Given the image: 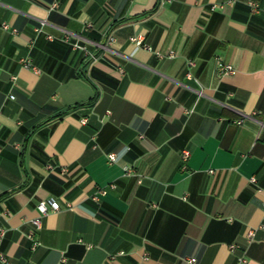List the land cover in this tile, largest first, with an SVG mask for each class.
Returning a JSON list of instances; mask_svg holds the SVG:
<instances>
[{
    "label": "crops",
    "instance_id": "0c3cea01",
    "mask_svg": "<svg viewBox=\"0 0 264 264\" xmlns=\"http://www.w3.org/2000/svg\"><path fill=\"white\" fill-rule=\"evenodd\" d=\"M53 1L0 0L8 264H264V0Z\"/></svg>",
    "mask_w": 264,
    "mask_h": 264
},
{
    "label": "built area",
    "instance_id": "2783aa9c",
    "mask_svg": "<svg viewBox=\"0 0 264 264\" xmlns=\"http://www.w3.org/2000/svg\"><path fill=\"white\" fill-rule=\"evenodd\" d=\"M168 1L171 2V1H174V0H168ZM234 1L235 0H230L229 1V4H233ZM58 6H59L58 0H54L52 2V4L50 5V9L51 10H55V9L58 8ZM250 7H251V11L253 13H257V12H260V11H264V7H260L259 5L255 4V3H250ZM2 28L4 30H9V25L6 24V23H3L2 24ZM12 32L13 33H16L17 31L16 30H13ZM69 39H70V37L67 36L66 37V40H69ZM130 41L133 44L137 45V46H143V47L148 48L147 46H145L143 44L142 39L140 37H138V36L131 37L130 38ZM113 43H114V38L110 37L109 38V41H108L109 46H111ZM73 47L76 48V49H80V50L85 51V48L83 46L79 45L78 43L73 44ZM170 56H173V53H170ZM91 57H92V59H95L94 56H91ZM23 64L25 66H31L30 60H24L23 61ZM189 65L192 66L193 65V62H190ZM218 72L222 76H229V75H233L235 73V69H234V67L232 65H227V64H224V63H219L218 64ZM188 76L190 77V74L189 73H188ZM11 98H13V97H11ZM244 121H245V117H242V118L238 119L235 123L237 125H241V124L244 123ZM260 125H261V127L264 128V120L260 122ZM140 138H143V136L140 135ZM189 156H190V153L188 151H183L181 153V156L180 157H181L182 169L183 170L186 169V163H187V161L189 159ZM107 159H108V162L109 163H115L117 161V155L116 154H108L107 155ZM45 169L48 172H51V171H53L55 169V167L52 164H47L45 166ZM60 170H61L62 173H66L67 172V168H65V167L61 168ZM209 172L211 174L213 173V171H209ZM126 173L127 174H131L132 172L131 171H126ZM249 182L252 185H255L256 184V178L255 177H252L249 180ZM256 190L257 191H260L259 188H256ZM102 192H104V190H102ZM92 199L94 201H97L98 200V198L96 196H93ZM67 208L68 209H72V205L71 204H67ZM37 210L39 212V216L31 221V223H32V229L29 231V233L27 235V237L33 242L32 248H31L32 250H35L36 247L38 246V243L35 241L34 238H35V235H36L37 231H39L41 229V227H42V218L48 216L50 213H56V212L60 211L61 210V207H60V205L54 199H49V200H43V201H41L38 204V206H37ZM4 236H5V229H0V244H1ZM252 236H253V231H251L249 233V235H248V238L249 239L248 240H250ZM236 248H238L237 245L231 246V250H233V251ZM196 261H197L196 258L193 257V258L187 259L186 260V264H195ZM240 262L242 264H245L246 263V259L243 258V257H241L240 258ZM0 263H3V264H8L9 263L8 258L1 251H0Z\"/></svg>",
    "mask_w": 264,
    "mask_h": 264
}]
</instances>
